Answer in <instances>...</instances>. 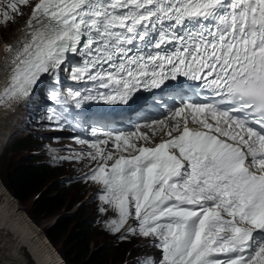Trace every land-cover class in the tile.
I'll list each match as a JSON object with an SVG mask.
<instances>
[{
    "label": "snow or ice",
    "instance_id": "6c2138e0",
    "mask_svg": "<svg viewBox=\"0 0 264 264\" xmlns=\"http://www.w3.org/2000/svg\"><path fill=\"white\" fill-rule=\"evenodd\" d=\"M0 8V23L31 9L23 40L5 49L0 109L39 103L44 87L61 106L49 120L104 125L91 104L128 106L170 82L183 91L182 78L197 97L206 93L200 102L181 96L152 122L168 137L154 146L138 129L93 128V141H76L87 151L60 157L96 162L84 179L101 185L109 207L99 211L116 213L105 221L112 234L152 238L161 255L134 264H264V0H0ZM65 74L81 85L67 96L57 89Z\"/></svg>",
    "mask_w": 264,
    "mask_h": 264
},
{
    "label": "trees",
    "instance_id": "16d2710c",
    "mask_svg": "<svg viewBox=\"0 0 264 264\" xmlns=\"http://www.w3.org/2000/svg\"><path fill=\"white\" fill-rule=\"evenodd\" d=\"M34 148L31 136L17 139L12 144L10 152L25 154L17 159L11 156L4 173L0 175L2 184L18 203L25 204L33 198L28 214L35 222L59 216L53 225L44 228V234L54 249L59 243L63 244L65 249L56 252L66 264H101L104 250L110 245L106 244L91 254L90 237L96 234L108 238L109 235L100 228H93L97 218L93 221L92 213H88L89 209L83 204L71 215H64L78 203V196H68L65 191L70 189L74 194L77 189L75 186L65 188L59 179L62 172L41 162L33 155ZM115 247L127 260L134 259L138 254L128 242ZM130 264L133 262L130 261Z\"/></svg>",
    "mask_w": 264,
    "mask_h": 264
},
{
    "label": "rangeland",
    "instance_id": "374dc122",
    "mask_svg": "<svg viewBox=\"0 0 264 264\" xmlns=\"http://www.w3.org/2000/svg\"><path fill=\"white\" fill-rule=\"evenodd\" d=\"M30 13H31V9H29V8H24V14L23 15H19L17 13L9 12V15L12 17V19H9L4 24L3 28L0 29V33H1L0 34V46L2 44L8 45L7 43H9L10 46L15 47L19 43V41H21V39L19 37H18L19 40L17 39V33H18L19 28L21 27L22 23L25 21V19L27 18V16ZM4 42H7V43H4ZM9 56H10V54H9ZM7 59L6 58L5 59L2 58L3 64H5L4 62H6ZM45 91H46V89H44V92ZM42 111L43 110H41V112ZM41 112L33 111L32 112V118L34 119L35 116L37 114L41 113ZM16 116H17L16 120H13L11 122V129L10 130L15 132V138L12 140L11 143H13L18 138L24 137V134H26V131L23 130L24 129L23 126H25V119H26V121H28V118L26 117L25 113H22V114H19V115H17V113H16ZM37 119H38L37 124H36L35 119H34V127L39 126L40 128H42V127H45V126H50L49 129L56 128L54 126L55 122L54 121H50L48 119V117H46V116H43L42 120L39 119L38 117H37ZM34 129L35 128H33V130ZM48 132H56V131L55 130H51V131H48ZM54 137H52V138H54ZM61 138L62 137H60V139ZM1 144H0V146H1L0 149L3 148V146L5 147V143H4V145L3 144L1 145ZM10 145H9V147L6 150H4L2 153H0V156H1L0 157V175L4 173V171L6 169L5 167L8 165V161L10 160L12 155H14L13 157L17 159V158H19V157H21L22 155L25 154V153L14 154V153L10 152L9 151ZM38 152H40V151H38ZM61 154L63 155L64 153L62 152ZM66 164H69V163L67 162ZM62 171H63V174L68 172L66 166L62 169ZM0 184H1V181H0ZM77 188H78L77 192L74 193V194L72 193V191L70 189H68V191H65V193L68 196H71V197L72 196L73 197L78 196V203L76 204L75 207L79 206L82 203V204H84V208L87 207L89 209L88 213L92 212L91 207H89V205H88L89 200H90V199H88V196H89V193L87 192L88 188H84V187H77ZM9 196H10V194H9ZM12 200H13V202L15 201L14 202L15 204L18 203L17 200H14V199H12ZM1 201H3V199L0 200V202ZM32 202H33V198L30 199L25 204L18 203V205L21 207L19 212L26 214L27 215V216H25L26 218L29 217L28 211L31 208ZM4 203H2V205ZM92 205L94 206L93 203H92ZM72 211H73V209H72ZM31 220L33 221V222L31 221V223L35 224L38 228H40V230L42 231L43 235H45L44 234V228H47V227L53 225V221H54L53 218L40 220L38 222H35L33 219H31ZM93 228H97V225L93 226ZM90 238H91V242H90L91 254L94 251L97 252L99 248H101L102 246H104L106 244L110 245V246H107L106 250H104L105 251L104 252L105 253L104 254V261H102L101 264H127V261H126L127 258L125 257V255L121 254L120 252H118V250H116L117 248L114 246L113 240H111L110 238H107V237H105L103 235H96V234H94ZM8 245H10V244L9 243L7 244V240L4 241L3 236H0V258L3 259V262H0V263H3V264H19V263L21 264L22 262H23L22 264H31L32 263V261H30L31 257L28 255V253H26L23 250H19L18 249V251L20 253L15 254V253H13L11 251V248ZM130 248H131V245H130ZM60 249L61 250L65 249V247L63 246L62 243H59L57 245V247H55V251L60 250ZM55 251H54V253H55ZM8 252H9V254H8ZM57 254L59 255V253H57ZM16 255H18L19 258ZM121 256L123 258L120 260ZM18 259H19V261H18ZM124 261H126V262H124Z\"/></svg>",
    "mask_w": 264,
    "mask_h": 264
},
{
    "label": "bare ground",
    "instance_id": "6f19581e",
    "mask_svg": "<svg viewBox=\"0 0 264 264\" xmlns=\"http://www.w3.org/2000/svg\"><path fill=\"white\" fill-rule=\"evenodd\" d=\"M28 19L20 28L21 33L16 32L17 39L20 36L24 38ZM7 46L9 45L2 44L0 46V68L4 66L2 58L5 59L4 56L7 57L9 55V53L5 51ZM2 79L3 74L0 72V80ZM0 87H2V85H0ZM20 105H14L7 110L0 109V144L2 143L4 145L5 143V147L3 146V148L0 149V153L7 149L8 145H10L15 137V132L10 130L11 122L16 120V113L20 110ZM0 198V200L3 199V201H1L2 203L5 202L3 205L0 202V236H3L4 241L7 240V244H10L8 246H10L11 251L17 254L20 253L18 251L19 249L29 253L30 256L33 257V259H30V261H32L31 264H62L59 258L60 256L55 249H52L53 246L44 238L45 236L40 228L31 223V220L25 217L27 216L26 214L19 212L21 207L18 203L15 204V201L13 202V198L9 196L8 191L4 188L2 183L0 184ZM16 256L18 257V255ZM0 262H3L2 258H0Z\"/></svg>",
    "mask_w": 264,
    "mask_h": 264
},
{
    "label": "water",
    "instance_id": "95a60500",
    "mask_svg": "<svg viewBox=\"0 0 264 264\" xmlns=\"http://www.w3.org/2000/svg\"><path fill=\"white\" fill-rule=\"evenodd\" d=\"M13 199H14V197L12 196V195H10ZM15 200V199H14ZM45 239H46V237H44ZM47 240V239H46ZM53 249V248H52ZM54 250V249H53ZM28 255L30 256V254L28 253ZM31 257V259H33V257L32 256H30ZM59 258H61V257H59ZM61 261H62V259H60ZM63 263V262H62ZM64 264V263H63Z\"/></svg>",
    "mask_w": 264,
    "mask_h": 264
}]
</instances>
